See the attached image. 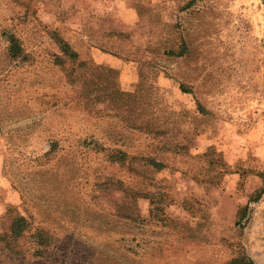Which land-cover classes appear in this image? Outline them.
<instances>
[{
    "label": "rangeland",
    "instance_id": "rangeland-1",
    "mask_svg": "<svg viewBox=\"0 0 264 264\" xmlns=\"http://www.w3.org/2000/svg\"><path fill=\"white\" fill-rule=\"evenodd\" d=\"M237 259L264 264V0H0V264Z\"/></svg>",
    "mask_w": 264,
    "mask_h": 264
},
{
    "label": "trees",
    "instance_id": "trees-1",
    "mask_svg": "<svg viewBox=\"0 0 264 264\" xmlns=\"http://www.w3.org/2000/svg\"><path fill=\"white\" fill-rule=\"evenodd\" d=\"M8 52L12 58H17L20 55V47L17 40L13 36H8ZM59 41V47L62 52V55L70 60L77 58V54L70 50L69 45L64 43L61 40ZM119 154L111 156L115 161H121L124 154L118 152ZM151 166L157 171L163 170L164 166L159 162L152 161ZM29 224L23 216H16L13 218L10 226V236L12 238H20L26 230H28ZM40 240L42 239L41 235L38 236ZM243 259H237L231 262V264H252L251 260H248L246 263H243Z\"/></svg>",
    "mask_w": 264,
    "mask_h": 264
},
{
    "label": "crops",
    "instance_id": "crops-1",
    "mask_svg": "<svg viewBox=\"0 0 264 264\" xmlns=\"http://www.w3.org/2000/svg\"><path fill=\"white\" fill-rule=\"evenodd\" d=\"M107 63H109L110 67H114V68H117L118 67L117 62L108 61Z\"/></svg>",
    "mask_w": 264,
    "mask_h": 264
}]
</instances>
